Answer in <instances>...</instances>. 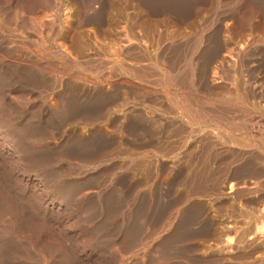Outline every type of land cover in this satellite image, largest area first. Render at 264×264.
<instances>
[{
  "label": "bare ground",
  "instance_id": "6f19581e",
  "mask_svg": "<svg viewBox=\"0 0 264 264\" xmlns=\"http://www.w3.org/2000/svg\"><path fill=\"white\" fill-rule=\"evenodd\" d=\"M134 1L118 53L161 25L164 62L135 48L115 74L63 34L106 0H0V264H264V0ZM116 113L123 147H92Z\"/></svg>",
  "mask_w": 264,
  "mask_h": 264
},
{
  "label": "rangeland",
  "instance_id": "374dc122",
  "mask_svg": "<svg viewBox=\"0 0 264 264\" xmlns=\"http://www.w3.org/2000/svg\"><path fill=\"white\" fill-rule=\"evenodd\" d=\"M135 3L136 2L134 0H106L107 8L106 13L103 15L104 23L96 28V31L94 30L95 32L93 29L89 30L80 26L78 21H72V23H70L71 27L68 26V28H65L63 31V34H65L64 39H66L65 43L68 51H70L74 56L82 55L84 52H94L95 58L97 57V62L95 65H99V67L94 70L95 72L101 71V73H106L108 71H113L115 74H119L125 72L120 63L131 59V55H133L135 48L139 49L149 46L152 56H154V61H156L157 66L160 68L164 62L162 59V51H160V49L157 51V46L160 43V40L158 39V42L154 40L159 38V36L164 32L162 31L163 27L161 25L151 29V39L143 38L138 43H135L130 39L131 43L126 46L128 48H125L126 50L123 53H118L120 45L129 42L122 41L121 43V39L119 37L125 35L131 37V35L133 36L135 33L141 34V32L135 31V28L132 30L130 25L131 22L137 20L139 17L137 13L139 12V9H141V7L136 6ZM142 23L145 22L142 21ZM142 25L144 26V24ZM152 70L154 73H157L156 67L153 66ZM133 90V87L122 85L123 92H115L106 96L109 101L112 100L118 104L128 101L129 99L132 102H135L133 99L135 92ZM105 104L106 103L102 102L100 106L105 107ZM103 111L104 110H101L97 114H101ZM156 112L155 110L153 112L149 110V115H157ZM112 118L114 120L113 123L110 122L107 116L99 118L95 121V126L100 129L103 135H101L100 139H97L92 143V147L106 150H110L114 146L118 148L123 147L126 138L130 136L129 132L123 128L126 118L121 113L113 114ZM150 132L152 135V141H154L157 145L162 143L161 139L163 137V132L159 122H153ZM130 146H132V143H130ZM113 157L117 164L115 170L121 171L123 173L122 181L124 185H127V182H130L134 176L132 166L123 167V160L116 156ZM158 164L160 165L161 162L159 161ZM151 165L153 168H156L154 164L151 163ZM120 167H122L123 170H120ZM158 171L160 170L158 169ZM229 190L230 187L227 186L225 191L228 192ZM203 202L205 203L206 208L209 210L210 217L213 219L216 227H219L218 229L225 227V225L228 224L225 215H216L215 212L224 213L227 209L225 207H220V204L217 203H210L208 201ZM235 206L238 207V202L235 203Z\"/></svg>",
  "mask_w": 264,
  "mask_h": 264
}]
</instances>
